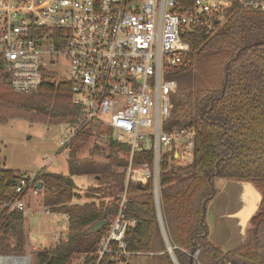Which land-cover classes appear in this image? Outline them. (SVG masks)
I'll return each instance as SVG.
<instances>
[{
	"label": "trees",
	"instance_id": "1",
	"mask_svg": "<svg viewBox=\"0 0 264 264\" xmlns=\"http://www.w3.org/2000/svg\"><path fill=\"white\" fill-rule=\"evenodd\" d=\"M191 1L176 0L183 9ZM183 38L190 44V62L170 75L178 82V89L171 96L172 110L164 127H191L196 135L191 164L177 166L169 154L160 163V210L169 242L179 264H191V258L193 264H264V11L233 3L223 22L212 31L191 29ZM70 91L67 81L42 83L38 94L54 95L61 105L60 113L52 118L54 122L76 119ZM32 103L31 96L13 92L7 75L0 73V123L18 116L34 121L37 115L29 111ZM89 134L87 130L73 142L67 175L45 169L38 172L36 182L43 183L40 193L44 205L52 213L66 214L68 228L65 240L35 250L36 264H75L79 255L95 250L118 212L125 176L113 167L126 163L117 154L121 145L108 142V163L79 159L82 143L77 142ZM97 151L95 147L93 154ZM142 158L151 160L148 155L136 156L138 161ZM26 173L3 167L0 150L2 255L24 253V212L8 213L4 207ZM83 174H93L101 186L105 185L93 188L87 197H108V201L72 203L79 196L73 177ZM218 178L251 182L261 194L244 240L226 250L209 239L206 224V210L217 195ZM124 214L137 221L125 235L131 253L127 264H135L138 255L151 252H159L152 257V264H175L162 233L152 181L141 186L129 184ZM103 219L107 224L98 232L92 231V226Z\"/></svg>",
	"mask_w": 264,
	"mask_h": 264
},
{
	"label": "built area",
	"instance_id": "2",
	"mask_svg": "<svg viewBox=\"0 0 264 264\" xmlns=\"http://www.w3.org/2000/svg\"><path fill=\"white\" fill-rule=\"evenodd\" d=\"M233 3L264 11V0H192L186 9L176 0H0V73L7 75L13 92L37 93L48 66L63 56L77 115L60 124L59 148L68 153L90 130L107 144L121 145L118 153L126 160L116 168L125 176L118 212L95 250L79 255L77 264H127L131 253L125 235L137 225L124 214L129 184L152 181L155 202H160L162 158L193 159L195 129L164 127L178 89L170 75L190 62L184 33L212 31ZM138 155L151 160L138 161ZM37 178L38 172L20 178L4 207L8 213L24 212L29 192L40 194Z\"/></svg>",
	"mask_w": 264,
	"mask_h": 264
},
{
	"label": "rangeland",
	"instance_id": "3",
	"mask_svg": "<svg viewBox=\"0 0 264 264\" xmlns=\"http://www.w3.org/2000/svg\"><path fill=\"white\" fill-rule=\"evenodd\" d=\"M221 20L223 22L224 18ZM67 69L68 63L65 58L58 57L56 65L48 66L46 80L59 85L68 77ZM38 92L26 94L33 99L29 111L31 114L37 115V118L34 116V121L28 117L18 116L9 119L6 123H0V150L3 167L22 173L35 174L45 169L67 175L68 153L59 148V138L62 135L63 127L60 126L61 122L52 120L54 116H57V113H60L61 105L55 100L54 95H43ZM77 143H82L77 152L79 159L93 158L97 163H108L106 155L109 153V146L107 140L101 135L90 132L87 137L81 138ZM95 147L98 148V151L93 154ZM117 154L119 155L118 152ZM192 160L182 162L175 159L173 162L177 166L186 167L192 163ZM116 168L113 167V170ZM74 181L79 196L74 197L72 203L84 204L92 200L96 202L108 201V197L99 199L87 197L93 188L101 186L93 174L76 175ZM230 183L234 185L229 186ZM101 187H105V185L102 184ZM216 188L217 195L210 201L206 210V224L209 229V239L222 246L226 242H223V238L228 231L227 220L232 226L231 231H243L245 237V233L250 227V219L258 210L261 194L251 182L246 181L218 178ZM28 196L36 200L41 198L43 201L41 193L40 197L33 192H29ZM226 205L228 206L226 207ZM47 208L41 202L40 205L31 207L29 212L24 214L27 220L25 222V248L22 255L30 257V264H36L34 248L56 245L61 241L59 238L67 232L66 221L63 225L59 224V220L66 219L65 216L60 213H46ZM224 231L225 233H223ZM55 236H58V239ZM158 254L159 252L140 254L136 258L135 264H152V257ZM197 254L198 252L194 256L197 257ZM76 260L75 264H77Z\"/></svg>",
	"mask_w": 264,
	"mask_h": 264
},
{
	"label": "crops",
	"instance_id": "4",
	"mask_svg": "<svg viewBox=\"0 0 264 264\" xmlns=\"http://www.w3.org/2000/svg\"><path fill=\"white\" fill-rule=\"evenodd\" d=\"M13 170V169H12ZM27 173H29V172H27ZM73 179H74V177H73ZM229 186L230 185H234V184H232V183H230V184H228ZM29 194V193H28ZM28 194L26 195V198H25V203H26V208H25V210H24V214L31 208V207H33V206H35V205H40L41 204V202L44 204V202L42 201V199L40 198V200H36V199H34L33 197H29L28 196ZM39 196V195H38ZM40 197V196H39ZM228 205H226V207H227ZM48 209V208H47ZM46 209V210H47ZM29 212V211H28ZM46 212V211H45ZM50 213H52V212H50ZM60 214H62L63 216H65V220H63V219H61V220H59V224L60 225H63L64 224V222L66 221V223H67V227H68V217H67V215L66 214H63V213H60ZM224 214V213H223ZM222 214V216H224ZM220 217V216H219ZM26 220H27V217L24 215V228H25V222H26ZM235 226V225H234ZM226 227H227V230L228 231H226V236L223 238L224 240H223V242L224 241H226L225 243H223L222 244V247L226 250V249H229V248H232V247H234V246H236V245H238V244H240L243 240H244V236H243V231H231V228H232V226H230V224L228 223V220L226 221ZM215 233H216V231H215ZM223 233H225V231L223 232ZM64 235H66L65 233H64ZM55 238H56V236H55ZM58 239V238H57ZM226 239V240H225ZM52 246H54V245H52ZM35 250H37V247L36 248H34Z\"/></svg>",
	"mask_w": 264,
	"mask_h": 264
},
{
	"label": "water",
	"instance_id": "5",
	"mask_svg": "<svg viewBox=\"0 0 264 264\" xmlns=\"http://www.w3.org/2000/svg\"><path fill=\"white\" fill-rule=\"evenodd\" d=\"M216 23H218V21H216ZM42 181H39L37 183V187L39 189L42 188ZM156 206H157V211H158V217H159V221H160V225H161V229H162V233H163V236H164V239H165V242L167 244V247H168V251L169 253L171 254V257L174 261L175 264H179L178 261H177V258L173 252V248L169 242V239H168V236H167V233H166V230H165V227H164V224H163V220H162V214H161V210H160V202L157 201L156 202ZM107 224V220L106 219H103V220H100L98 222H96L93 226H92V231L94 232H98L99 230H101L105 225ZM1 257H7V258H18V259H25L28 261L27 264H30V257L29 256H25V255H0ZM191 264H193V258H191Z\"/></svg>",
	"mask_w": 264,
	"mask_h": 264
},
{
	"label": "bare ground",
	"instance_id": "6",
	"mask_svg": "<svg viewBox=\"0 0 264 264\" xmlns=\"http://www.w3.org/2000/svg\"><path fill=\"white\" fill-rule=\"evenodd\" d=\"M25 259L0 257V264H27Z\"/></svg>",
	"mask_w": 264,
	"mask_h": 264
}]
</instances>
